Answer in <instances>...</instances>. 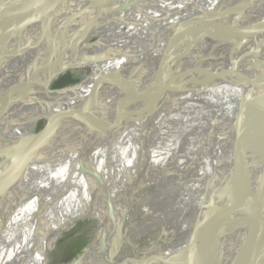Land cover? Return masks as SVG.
<instances>
[{"label":"bare ground","instance_id":"obj_1","mask_svg":"<svg viewBox=\"0 0 264 264\" xmlns=\"http://www.w3.org/2000/svg\"><path fill=\"white\" fill-rule=\"evenodd\" d=\"M95 1L55 0L35 11L39 0H24L0 23V186L47 122L25 176L0 195V264H50L58 234L81 217L101 225L72 264H183L182 254L189 264H225L232 245L216 247L214 239L226 227L224 169L235 153L234 124L264 123V32L255 30L264 22V0H109L75 22ZM233 4L242 6L217 17ZM193 24L206 36L187 33L180 44ZM80 63L92 73L54 90ZM238 72L243 82L233 86ZM130 97L133 105L116 118V105ZM98 109L104 114L96 120ZM111 120L115 131L107 128ZM90 124L103 135H88ZM256 145L249 138L246 149ZM244 156L243 178L256 183L264 158L259 168ZM178 170V185L194 178L193 195L178 203L153 196L176 184L167 176ZM189 197L193 206L181 209ZM256 219L264 233V212ZM163 225L170 239L158 250L155 227ZM143 236L153 244L140 254Z\"/></svg>","mask_w":264,"mask_h":264},{"label":"water","instance_id":"obj_2","mask_svg":"<svg viewBox=\"0 0 264 264\" xmlns=\"http://www.w3.org/2000/svg\"><path fill=\"white\" fill-rule=\"evenodd\" d=\"M113 2L118 3L119 0H111ZM137 0H133V2H136ZM234 5V4H233ZM235 9H226L223 10L222 14H218L217 17L225 16L229 13H231L232 10H236L240 8L242 5L235 4ZM226 7V6H225ZM224 8V7H222ZM220 9V8H219ZM204 26V25H203ZM193 30V31H192ZM255 30H261L264 32V22L261 23L258 27L256 26ZM198 31L203 32L204 36H206L203 30L200 29V27L196 25H192L186 28L180 36V44L185 41L186 35L188 34H194ZM202 34V33H200ZM242 37V36H241ZM253 40V39H252ZM167 44V43H165ZM177 43H168V48H173L176 46ZM245 47L244 45H241L240 48ZM254 57H257V55H254ZM147 74L141 73V76H145ZM259 75V74H258ZM171 75H168L163 80L164 82L171 80ZM241 75H239V72L235 76V80L239 82V84L234 81L231 85L237 86L240 85L241 82H243L241 79ZM223 77L219 79V81H222ZM230 80V79H229ZM259 81L258 80H246L245 84H255ZM210 84L216 85V82L213 79L209 80ZM155 95V94H154ZM166 95H170L166 93ZM122 99V97H120ZM140 100L143 98L142 96L139 97ZM115 99V98H114ZM133 97H130L129 101L126 102L125 100L120 102L121 104L116 105V107L119 108L118 113L115 115L116 118H119L120 116L124 115V113L128 110L127 106L130 107L133 105ZM120 101V100H119ZM245 99L241 102L240 108L245 109ZM244 105V106H243ZM104 114L103 111L96 110L94 114V118L99 120L101 118V115ZM95 121V120H94ZM110 123H106L107 128L109 130H114L115 127L113 126V121H109ZM238 121L234 124V136H237V139L235 140V153L233 155V159L229 161V163L226 165L224 169V184L226 189V205L223 204L222 212H223V219L225 220L226 227H220L217 231L214 245L217 247L221 244L231 243L232 245V252L228 259V261L225 264H264V233H261L260 231V223L261 221H258L256 218L259 214L264 212V177L259 178V180L256 183H252L251 180H244L243 178V168L245 166V162L242 159V156H244L247 160L249 158H253L252 161L254 164H256L257 167H261L262 160L264 158V123L262 125H259L256 128L249 129L248 124L246 123V119L243 118V125L244 128L239 130ZM122 124V123H121ZM95 124H90V133L88 135H91L93 138H98L102 136L103 134H95L92 131H96ZM119 131H122V129H118ZM42 133H38V136L36 137L35 141L32 143L31 149H29L27 156H20L19 159H17V169L14 173V176L5 183L3 186H0V195L4 194L10 190H12L25 176L29 166H30V157L35 153V151L38 150L39 144H41L40 139L42 140ZM53 137L55 135H52ZM51 136V138H52ZM253 138L256 140L257 145L253 148H247L248 146V139ZM89 140V139H87ZM23 155V154H22ZM88 157V155H87ZM86 157V160L88 161V158ZM89 165V164H88ZM87 168L86 165L82 167L80 165L79 169L80 171L85 170V175H87ZM256 173L258 172L257 169H254ZM78 220V219H77ZM75 220L74 223L77 221ZM206 225L202 228L200 234L203 232ZM210 237H208L209 239ZM208 239L205 241L207 242ZM187 256V255H186ZM182 254V258L185 259V257ZM182 259V263H183Z\"/></svg>","mask_w":264,"mask_h":264},{"label":"rangeland","instance_id":"obj_3","mask_svg":"<svg viewBox=\"0 0 264 264\" xmlns=\"http://www.w3.org/2000/svg\"><path fill=\"white\" fill-rule=\"evenodd\" d=\"M108 1L109 0H98V1L93 2L91 5L85 8L77 17H75L74 21L77 22L79 18H84L89 13L97 11L101 7H105L108 4ZM23 2L24 0H0V23L8 21L13 16H15L17 12L20 10ZM53 3H55V0H39V2L37 3V5L34 7L33 10L35 11L41 10L42 8L48 7L52 5ZM145 12H147V10L145 9L142 10V12L135 18V20L131 24H133L140 17H142L145 14ZM100 39H101V35H97L93 42H96ZM237 43L235 42V44ZM237 45L239 46L243 44L238 43ZM90 65L91 64L80 63V64L70 66L66 72L62 73L54 81L53 89L60 90L66 87L76 85L80 81L84 80L92 73V67ZM118 78H119V82L117 80L116 82H118V87H119L122 84L121 83L122 80L120 81V78L122 79L123 77H118ZM46 125H47V122L45 120L40 122L37 126L36 133L38 134L39 132H41L46 127ZM121 146L117 147V151L121 152L125 149L124 144L122 146V148H124L123 150L120 148ZM180 171L181 170H178L177 171L178 173L177 172L174 173L175 175L171 174L167 176V178L173 177V179L177 181L176 184L170 185L169 187L166 186V189H164L163 191L157 194L152 193L153 196L155 195L156 197H159L158 195H160V196L166 197L167 200H172L173 202L178 203V199L180 198V196H183L184 194H187L188 196L193 195L194 188L193 186L190 187V185L192 184L189 185V183L194 181V178L189 183L178 185V181H180V178H181V175H179ZM82 177L84 178V174ZM164 183L167 184L168 180L165 179ZM188 185L190 187L189 189H188ZM181 189H186V190H181ZM177 191L178 193H176ZM189 198L190 199L186 202V206L181 205V209L182 208L187 209L188 206L189 208L193 206L194 202L191 197ZM178 206L180 207V205ZM160 215L164 216L163 212ZM141 219L142 218L140 216L139 221H141ZM99 225H101L99 221L90 219L89 217H81L75 223L74 222L70 223L57 236L54 249L52 250L51 255L49 257L50 264H72L76 260H78L80 257H82L86 253L87 249L88 250L90 249L91 243L98 229L97 226ZM155 228H156L155 236L157 238L155 237L156 241L154 240V237L152 239L156 243H158L157 249L159 250V248L162 249V246L170 239V237L165 235L164 225L161 227L157 226ZM204 231H206V227L204 228L203 232ZM147 237L148 236H143L139 240L136 241V243L138 244L140 254H142L145 250H147L153 244V242L147 239ZM207 239L208 237L205 238V240ZM183 261H184L183 264H187V263L189 264V260L188 259L186 260V257L185 259H183ZM151 264H153V262H151Z\"/></svg>","mask_w":264,"mask_h":264}]
</instances>
